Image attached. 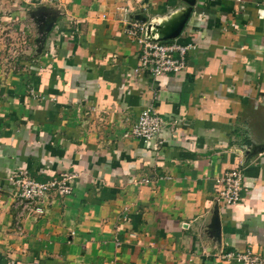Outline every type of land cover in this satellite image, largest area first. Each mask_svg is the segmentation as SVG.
Listing matches in <instances>:
<instances>
[{
    "label": "crops",
    "instance_id": "0c3cea01",
    "mask_svg": "<svg viewBox=\"0 0 264 264\" xmlns=\"http://www.w3.org/2000/svg\"><path fill=\"white\" fill-rule=\"evenodd\" d=\"M137 16L153 40L186 20L174 40L195 49L182 71L139 70L125 34ZM149 108L165 127L145 145L130 130ZM257 108L264 0H0V264L264 258ZM233 169L246 191L226 206L215 179ZM64 172L78 175L70 196L50 193L42 215L14 206L10 176Z\"/></svg>",
    "mask_w": 264,
    "mask_h": 264
},
{
    "label": "built area",
    "instance_id": "2783aa9c",
    "mask_svg": "<svg viewBox=\"0 0 264 264\" xmlns=\"http://www.w3.org/2000/svg\"><path fill=\"white\" fill-rule=\"evenodd\" d=\"M125 34L135 41L139 48V70H146L154 77L174 74L185 68L186 55L194 50L192 44H180L177 41L157 42L145 37L146 25L142 22L125 21ZM138 71V70H137ZM165 127V121L151 108L142 111L136 124L130 130V136L145 145L155 142ZM78 175L64 172L44 182L28 178L25 174L9 177V183L16 188L14 206L21 213L42 215L43 201L50 193L59 197L70 196ZM144 182V181H143ZM216 198L226 206H234L241 201L243 189L241 172L233 169L215 179ZM225 258L238 264H264V258L251 253L227 254Z\"/></svg>",
    "mask_w": 264,
    "mask_h": 264
},
{
    "label": "rangeland",
    "instance_id": "374dc122",
    "mask_svg": "<svg viewBox=\"0 0 264 264\" xmlns=\"http://www.w3.org/2000/svg\"><path fill=\"white\" fill-rule=\"evenodd\" d=\"M4 43H6V39L3 40L2 44ZM255 114L256 122L254 121V119H251L252 122H250V127L248 129L250 133L247 131L246 132L249 133L251 142H253L257 146H262L264 145V125H261L260 123L264 122V112L263 110L257 108ZM240 139H248L247 134H245V136H241Z\"/></svg>",
    "mask_w": 264,
    "mask_h": 264
},
{
    "label": "water",
    "instance_id": "95a60500",
    "mask_svg": "<svg viewBox=\"0 0 264 264\" xmlns=\"http://www.w3.org/2000/svg\"><path fill=\"white\" fill-rule=\"evenodd\" d=\"M183 1L186 2V3L189 4V5H193L194 2H195V0H183ZM140 19H141V22H142V23H146V19H145V18L141 17ZM140 19H139V16H137V17L135 18V20H140ZM185 21H186V20L183 19V20H181V22L175 23V24L173 25V28L170 30V31H172V33H171L170 35H168L167 37H164V38L159 39V40H153V39H151V38L149 37V35H148V30H149V29H148V24H146L145 37H146L147 39L151 40V41H157V42H165V41L174 40V39L177 37V35H179L181 29L183 28V26H184V24H185Z\"/></svg>",
    "mask_w": 264,
    "mask_h": 264
},
{
    "label": "trees",
    "instance_id": "16d2710c",
    "mask_svg": "<svg viewBox=\"0 0 264 264\" xmlns=\"http://www.w3.org/2000/svg\"><path fill=\"white\" fill-rule=\"evenodd\" d=\"M41 182V181H40ZM42 182H44V181H42Z\"/></svg>",
    "mask_w": 264,
    "mask_h": 264
}]
</instances>
